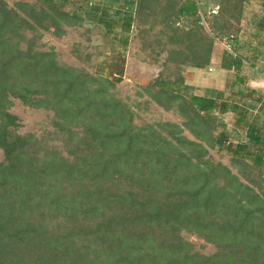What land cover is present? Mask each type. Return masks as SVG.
Segmentation results:
<instances>
[{
    "label": "trees",
    "instance_id": "16d2710c",
    "mask_svg": "<svg viewBox=\"0 0 264 264\" xmlns=\"http://www.w3.org/2000/svg\"><path fill=\"white\" fill-rule=\"evenodd\" d=\"M247 1L113 0L83 13L0 0V264H264V118L250 115L264 100L181 91L188 69L210 68L216 40L223 70L264 59L239 41ZM86 17L102 44L75 42L71 64L43 43ZM118 44L158 71L134 96L93 73ZM15 102L49 114L40 135L19 133Z\"/></svg>",
    "mask_w": 264,
    "mask_h": 264
},
{
    "label": "rangeland",
    "instance_id": "374dc122",
    "mask_svg": "<svg viewBox=\"0 0 264 264\" xmlns=\"http://www.w3.org/2000/svg\"><path fill=\"white\" fill-rule=\"evenodd\" d=\"M36 0H6L11 7L16 2L31 3ZM69 6H64V11H73L78 8L83 13L93 6H109L113 0H69ZM264 0H248L244 9V20L241 23V30L239 33V41L242 44H251L259 53L264 55V32H258L256 23L264 15L261 8V2ZM122 3L113 7V12L116 8H120ZM214 13L204 15L202 14L201 24L208 32L207 23ZM87 18V17H86ZM207 22V23H206ZM97 25L96 19H84V23L68 32V34L60 39L54 38L46 34L43 38V43L48 47L54 48L62 56L64 62L72 63L71 50L75 42H84L86 37H89L90 44H102V37L100 30L95 27ZM237 25L234 28L237 29ZM120 34H125V28L119 22L115 28ZM101 31H104L101 28ZM133 33V30H132ZM114 52L107 51L101 57L95 60L93 73L97 76L108 78L114 82L119 91L134 96L139 88L146 86L157 74V69L152 64H143L135 58V49L128 45L127 47H119ZM228 52L227 47L216 40L214 49L213 63L206 71H199L188 69L185 73V85L181 91L187 92L189 95L203 96L208 91H214L223 95L224 100H231L238 103L246 102L247 104L256 105V100H264V74L261 69L264 68V59L262 57L255 63V66L250 63H244L239 72L235 70H223L220 67L223 52ZM250 48H244L242 54L251 56ZM237 78H241L244 82L239 83ZM175 88V87H174ZM170 87L169 89H174ZM255 93H254V92ZM242 92L244 98L239 95ZM11 113L18 117L21 128L19 133H32L40 135L43 129L48 126L49 114L41 110H33L15 102ZM250 115H260L264 118V108L257 103L256 109L250 111ZM249 116V119H251ZM154 117L160 119L171 118L169 115L158 111ZM222 126L229 132V143L236 145L238 136L241 134V128L235 125L236 115L227 113L220 116ZM221 130V128H219ZM264 133V132H263Z\"/></svg>",
    "mask_w": 264,
    "mask_h": 264
},
{
    "label": "built area",
    "instance_id": "2783aa9c",
    "mask_svg": "<svg viewBox=\"0 0 264 264\" xmlns=\"http://www.w3.org/2000/svg\"><path fill=\"white\" fill-rule=\"evenodd\" d=\"M214 13V12H213Z\"/></svg>",
    "mask_w": 264,
    "mask_h": 264
}]
</instances>
